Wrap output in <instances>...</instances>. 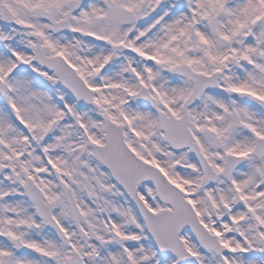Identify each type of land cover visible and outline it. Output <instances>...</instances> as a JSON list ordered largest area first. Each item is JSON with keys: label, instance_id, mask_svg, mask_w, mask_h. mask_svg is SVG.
<instances>
[{"label": "snow or ice", "instance_id": "obj_1", "mask_svg": "<svg viewBox=\"0 0 264 264\" xmlns=\"http://www.w3.org/2000/svg\"><path fill=\"white\" fill-rule=\"evenodd\" d=\"M0 264H264V0H0Z\"/></svg>", "mask_w": 264, "mask_h": 264}]
</instances>
